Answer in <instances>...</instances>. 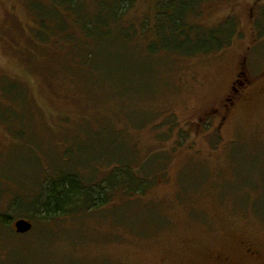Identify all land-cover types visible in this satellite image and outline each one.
<instances>
[{
	"label": "rangeland",
	"instance_id": "obj_1",
	"mask_svg": "<svg viewBox=\"0 0 264 264\" xmlns=\"http://www.w3.org/2000/svg\"><path fill=\"white\" fill-rule=\"evenodd\" d=\"M159 1L136 0L125 19L152 27ZM35 3L51 0H0V214L60 170L102 181L123 162L154 184L77 218L30 220V235L13 217L0 264H264V0L203 1L192 21L234 16L241 34L195 58L151 57L149 40L118 33L100 47L75 29L43 43Z\"/></svg>",
	"mask_w": 264,
	"mask_h": 264
},
{
	"label": "trees",
	"instance_id": "obj_2",
	"mask_svg": "<svg viewBox=\"0 0 264 264\" xmlns=\"http://www.w3.org/2000/svg\"><path fill=\"white\" fill-rule=\"evenodd\" d=\"M85 1L51 0L49 6L33 4L30 8L37 18L38 40L48 43L59 34L62 40H71L69 32L75 29L85 34L87 48H91L100 47L118 33L126 43L135 42L137 38L142 41L149 40L146 49L151 57L160 53H173L179 57L195 58L230 48L241 34L238 20L234 16L212 28H205L192 21L191 17L199 16V8L205 0H160L156 5L153 26L146 23L140 30L125 19L127 11L133 8L136 0H90L98 7L93 16ZM262 17L263 24L257 21L255 29L264 37V9ZM56 42L58 44L60 40L56 39ZM82 57L80 62L85 65L91 59L92 53L86 52ZM186 138L187 136L183 140ZM129 165L121 162L102 181L96 179L94 174L84 179L76 171H57L55 178L41 181L39 191L28 203L15 201L11 213L0 214V224L10 228L13 217L17 216L46 226L60 219L77 218L102 210L117 194L129 199L144 196L154 183L150 182L149 185L147 179L137 175ZM31 223L33 230L28 235L35 229L34 223ZM35 236L49 237L46 231H36Z\"/></svg>",
	"mask_w": 264,
	"mask_h": 264
},
{
	"label": "flooded vegetation",
	"instance_id": "obj_3",
	"mask_svg": "<svg viewBox=\"0 0 264 264\" xmlns=\"http://www.w3.org/2000/svg\"><path fill=\"white\" fill-rule=\"evenodd\" d=\"M245 99V96H241V97H239V95H238V97H236V96H231V97H229L228 99H227V101H229V104H225V106H224V108H225V113H227V112H229V111H231V109H233V108H235V107H237L238 106V104L240 103V102H242L243 100ZM255 251H253L252 249H248L247 250V253L248 254H250V255H255V253H254ZM229 260L227 259V260H225V259H218V262H220V263H223V264H226V262H228Z\"/></svg>",
	"mask_w": 264,
	"mask_h": 264
},
{
	"label": "water",
	"instance_id": "obj_4",
	"mask_svg": "<svg viewBox=\"0 0 264 264\" xmlns=\"http://www.w3.org/2000/svg\"><path fill=\"white\" fill-rule=\"evenodd\" d=\"M14 228L17 234L26 235L33 230V224L25 219H20L15 222Z\"/></svg>",
	"mask_w": 264,
	"mask_h": 264
}]
</instances>
